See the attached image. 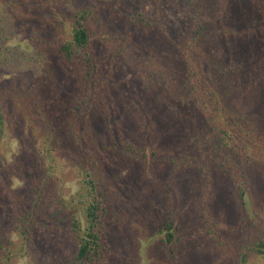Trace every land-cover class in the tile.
<instances>
[{
	"label": "rangeland",
	"instance_id": "374dc122",
	"mask_svg": "<svg viewBox=\"0 0 264 264\" xmlns=\"http://www.w3.org/2000/svg\"><path fill=\"white\" fill-rule=\"evenodd\" d=\"M84 9L93 12L87 24L95 35L101 69L109 75V81L97 86L98 105L110 108L109 120H94V113L86 116L82 109L71 111L85 99L78 84L87 68L80 54L66 62L59 47L71 38L74 14ZM3 12L0 233L11 234L17 216L30 210L25 196L32 189L44 188L49 201L56 190L78 191L76 169L86 161H77L72 138L77 130L81 145L94 146L109 197L103 236L107 264H236L240 249L264 231V165L242 163L228 152L203 155L208 144H190L188 135L194 137L198 120L180 93L181 51L193 41L199 20L204 28L201 44L213 57L221 53L218 64L246 60V70L236 80H260L234 104L264 130V0H0ZM135 12L153 26H130L129 14ZM139 109L150 116L148 135L141 142L148 154L154 152L152 157L103 151L116 130L139 145L131 137L140 131ZM155 141L151 151L147 144ZM215 157L229 165L222 168ZM49 171L52 176L46 178ZM236 174L245 176L243 207L232 181ZM169 220L175 221L179 237L173 254L159 243L162 235H156ZM64 229L59 236L35 230L29 247L11 262L1 252L0 264H71L76 240ZM213 231L219 235L212 237Z\"/></svg>",
	"mask_w": 264,
	"mask_h": 264
},
{
	"label": "trees",
	"instance_id": "16d2710c",
	"mask_svg": "<svg viewBox=\"0 0 264 264\" xmlns=\"http://www.w3.org/2000/svg\"><path fill=\"white\" fill-rule=\"evenodd\" d=\"M94 6H96V3ZM5 13H0V16ZM92 13L90 9H84L82 12L74 14L71 38L60 45L59 52L68 63L73 62L76 56L80 54L83 65L87 68L85 72H80L81 81L78 84L79 87L83 86V89H81L85 99H83L80 106H74L71 110L72 114H76L78 109H82L86 116H92L94 113V120H109V112L106 110H110V108L105 104V106L98 105L101 104V94L97 86L100 83L109 81V75L107 76V73L104 72L105 68L101 69V61L96 55L94 47L95 35L87 24L88 20L91 19ZM129 16L130 26L142 25L147 28L153 26L150 20L140 12L130 13ZM203 29L198 20L197 27L191 38L193 41L189 42L188 45L184 44L181 51L184 57L182 62L184 75L180 93L181 91L185 93L186 101H189L196 111L195 114L198 120V126L194 127L195 130L193 129L195 135L192 137L189 134L188 140L190 144L195 143L194 146L198 148L201 142L208 144V148L204 150L203 155L207 153L216 155L220 152H228L232 157L236 156L239 158L242 163H261L264 165V130L260 128L257 124L258 122L254 121L249 114L241 110L238 104H234L240 103L242 95L251 86H257L260 79L257 76L252 83L247 81L248 78L237 81L236 77L238 78L239 74L246 70L244 68V65L247 64L246 60L242 59L243 61H241L237 58L225 63L226 65L218 64L217 55L221 53L213 57L212 52L201 44L199 38L202 37L201 32ZM185 36L189 37L191 34ZM209 54L212 57L208 58ZM247 70L253 73L252 69L247 68ZM254 72H257V67L254 68ZM250 75L249 77H251ZM133 97H136V95ZM1 98L2 95L0 96ZM174 103L177 105V101ZM131 104L138 107L136 100H133ZM140 111H144V113L139 114ZM95 112L97 113L96 116ZM138 116L139 123L137 124L140 131H135L131 137H133L134 141L140 142L139 145L129 143L128 138H123L116 130L110 140L111 142L108 144L110 146L103 144V151L111 153L122 151L129 154L137 153L138 155L141 153L144 158L147 156L152 157L154 152L148 154L143 148L145 144L143 143L142 145L141 142L143 135H148L149 130L147 131L146 128L149 126L150 116L146 110L140 109ZM173 116L176 118L175 112ZM4 125V114L0 106V143L4 134ZM74 126L75 129L79 127L78 124ZM112 129L113 127L109 125L108 130L111 131ZM75 131L76 133L72 138L78 150L77 161H86L85 165L78 163L76 169L80 182L78 191L75 189L70 190L68 194H61L60 190H56L53 200L49 201L43 196L44 188L39 187L37 189L36 187L30 192L26 188L29 193L26 194L25 201H29L30 210L23 216H17L12 226L13 231L11 234H8L7 231L0 233V253L5 252L6 257H4L9 262L14 259L15 255H18L19 251H23L25 247L30 246L35 230L45 235L55 234L59 236L65 228L64 231L71 234L72 238L76 240V255L71 264H107L108 253L105 252L108 248L105 245L103 236L104 224L109 214V197L103 189V182L98 167L99 159L92 151L94 148L93 144L81 145L79 132ZM83 133H88V131L84 128ZM147 145H150V150L154 151L157 142ZM134 146L137 147L135 148ZM213 159L219 162L216 157ZM173 161L175 160H171V162ZM187 165L189 166V164ZM219 165L225 169L229 162H219ZM51 176L52 172L49 171L46 178ZM244 178L245 176L241 174H236L232 177L242 207L246 204L247 196ZM29 195H32L31 199H29ZM255 218H258V215H255ZM65 221H68L67 225ZM177 230L175 221L169 220L156 233V235H162L159 243L164 248H169L170 254L174 253L173 248L179 242ZM260 232V237H256V240L249 242V244L244 245L240 249L236 264H264V231L260 230ZM218 235L217 231H213L211 236ZM16 243H18L17 247H15ZM2 258L0 257V259Z\"/></svg>",
	"mask_w": 264,
	"mask_h": 264
}]
</instances>
